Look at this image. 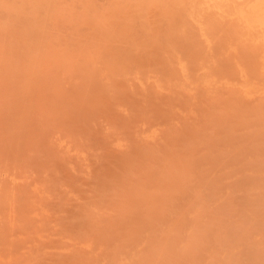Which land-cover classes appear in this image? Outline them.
Listing matches in <instances>:
<instances>
[{
  "label": "rangeland",
  "instance_id": "1",
  "mask_svg": "<svg viewBox=\"0 0 264 264\" xmlns=\"http://www.w3.org/2000/svg\"><path fill=\"white\" fill-rule=\"evenodd\" d=\"M30 30L0 45V264H264V47Z\"/></svg>",
  "mask_w": 264,
  "mask_h": 264
},
{
  "label": "bare ground",
  "instance_id": "2",
  "mask_svg": "<svg viewBox=\"0 0 264 264\" xmlns=\"http://www.w3.org/2000/svg\"><path fill=\"white\" fill-rule=\"evenodd\" d=\"M0 20L8 25H0L5 52L13 49L6 38L19 40L26 25L34 44L64 42L72 51L110 43L100 59L119 60L133 51L155 59L161 48L204 46L207 35H218V48L228 41L241 50L250 41L264 47V0H0ZM44 52V59L52 53ZM235 254L238 262L250 256L244 245Z\"/></svg>",
  "mask_w": 264,
  "mask_h": 264
}]
</instances>
